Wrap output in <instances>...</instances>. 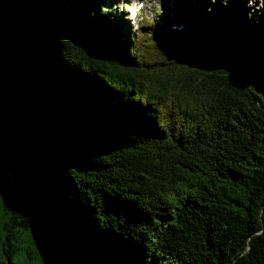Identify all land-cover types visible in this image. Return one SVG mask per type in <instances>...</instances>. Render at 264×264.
Instances as JSON below:
<instances>
[{
	"label": "trees",
	"instance_id": "16d2710c",
	"mask_svg": "<svg viewBox=\"0 0 264 264\" xmlns=\"http://www.w3.org/2000/svg\"><path fill=\"white\" fill-rule=\"evenodd\" d=\"M115 16L0 0V264H264V23Z\"/></svg>",
	"mask_w": 264,
	"mask_h": 264
},
{
	"label": "rangeland",
	"instance_id": "374dc122",
	"mask_svg": "<svg viewBox=\"0 0 264 264\" xmlns=\"http://www.w3.org/2000/svg\"><path fill=\"white\" fill-rule=\"evenodd\" d=\"M162 1L163 0H148L146 4H144L139 16L135 18L136 20H133L134 14L132 10L135 5H138L139 1L135 2L134 5L130 0H110V2L104 0V7L115 13V22H118L121 26L128 27L132 32H136L143 25L141 29L146 27L144 28L145 31L158 34L162 32L167 25L172 26L175 24V26L184 25L185 32L182 34H185L194 23L201 22V20L206 17L210 22L208 23L209 26L203 31V39H209L215 37L213 32L215 24H212V21H219L223 16L227 17L232 14L234 16H239L241 19L242 16H244L246 18L243 19V21L246 24H250L253 29L262 27L264 23V0H258L254 5H251L250 2L246 4V7L242 5V3L237 5L228 4L225 6L223 1L219 0L220 2L217 3L213 0V4L210 2L211 5H209L207 9L205 5H203L205 2L200 6V4L196 5L194 0H167L165 3ZM169 2H172V9H170V11L166 8V4H169ZM261 19L262 24L260 23ZM247 20L249 22H247ZM245 31L249 33V27H246ZM173 39L180 42L188 51L193 52L191 49L193 46H189L183 36H174ZM3 235V218L0 217V237ZM36 240V233L30 228L22 231L21 235L17 237L15 241L21 249L13 257L14 264H30L39 259L36 254Z\"/></svg>",
	"mask_w": 264,
	"mask_h": 264
},
{
	"label": "bare ground",
	"instance_id": "6f19581e",
	"mask_svg": "<svg viewBox=\"0 0 264 264\" xmlns=\"http://www.w3.org/2000/svg\"><path fill=\"white\" fill-rule=\"evenodd\" d=\"M241 1H243V0H241ZM258 0H253V3L251 4V5H254V3H256ZM163 3H165V2H167V0H163L162 1ZM194 2H196V5H198V4H200V3H204V5L206 6V8H209L208 6L209 5H211V3L210 2H212V4H213V0H197V1H195L194 0ZM216 2L218 3V2H220L219 0H216ZM237 2V1H236ZM222 3V2H221ZM240 2H237V4H239ZM228 4V3H227ZM233 5H236V3H234ZM200 6H202V4H200ZM166 8L170 11V9H172V2H169V4H166Z\"/></svg>",
	"mask_w": 264,
	"mask_h": 264
},
{
	"label": "water",
	"instance_id": "95a60500",
	"mask_svg": "<svg viewBox=\"0 0 264 264\" xmlns=\"http://www.w3.org/2000/svg\"><path fill=\"white\" fill-rule=\"evenodd\" d=\"M224 17V16H223ZM160 33H163V34H169V35H171L173 38H174V36L175 37H182L183 35H181L179 32H177V31H175V30H173V29H171V30H168V31H163L162 30V32H160ZM184 37V36H183ZM185 38V37H184Z\"/></svg>",
	"mask_w": 264,
	"mask_h": 264
}]
</instances>
